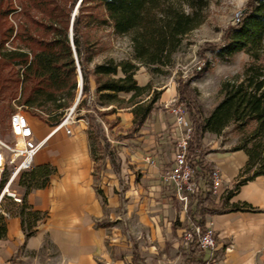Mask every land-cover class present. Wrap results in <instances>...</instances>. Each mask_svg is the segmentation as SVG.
I'll use <instances>...</instances> for the list:
<instances>
[{"label":"trees","instance_id":"1","mask_svg":"<svg viewBox=\"0 0 264 264\" xmlns=\"http://www.w3.org/2000/svg\"><path fill=\"white\" fill-rule=\"evenodd\" d=\"M78 2V13L71 21V12ZM210 3L211 0H25L21 3L23 20L17 33L14 26L1 33V100L9 105L17 100L19 105L55 128L75 102L81 76L84 98L78 111L89 110L81 118L88 121L92 156L97 161L100 159L97 154L103 151L115 167L111 143L103 129L104 118L115 114L117 109L129 108L134 116L132 132H138L146 124L158 97L152 96L150 83L139 85L137 72L141 66L150 74L170 67L184 39L206 22ZM15 11L13 0H0V22ZM32 11L40 14V18L32 15ZM94 28L110 29L118 37H129L130 57L120 61L109 58L90 69L98 51L86 31ZM12 38L19 44L7 49L5 45ZM208 47L219 62L232 63L242 52L251 62L244 67L241 76L222 83L221 101L207 115L193 99L181 98L189 81L184 87L178 86V102L184 105L192 129L186 155L196 191L188 195V231L196 227L205 230L206 215L253 210L246 203L224 204L241 186L264 176V0H249L239 22L226 29L223 43ZM91 77L95 83L94 98ZM120 94L132 96L126 100ZM229 127L240 136L233 150H243L248 161L234 188L223 199L224 204L217 205L212 193L214 168L205 157L210 150L202 142L206 134L219 137ZM54 173L55 168L44 165L21 176L25 193L15 215L21 219L26 238L33 236L35 227L45 217L29 208L26 196L47 187ZM6 236V219L0 215V240ZM185 245L186 264H201L205 255L198 239L194 237Z\"/></svg>","mask_w":264,"mask_h":264},{"label":"crops","instance_id":"2","mask_svg":"<svg viewBox=\"0 0 264 264\" xmlns=\"http://www.w3.org/2000/svg\"><path fill=\"white\" fill-rule=\"evenodd\" d=\"M94 91L92 81L93 98ZM178 97L176 83L164 86L160 102L138 132H132L131 109L112 114L120 118L112 130L130 131V140H125L130 143L120 136L110 140L120 149L113 153L115 167L107 155L93 158L86 119L69 126L70 134L64 127L56 130L40 122L47 132L39 137L34 127L37 140L49 136L35 167L51 165L55 173L47 187L26 196V203L45 217L29 238L20 217L6 220L0 264H186L188 206L161 178L175 165L180 131L169 107ZM202 143L210 150L206 160L221 177L215 203L224 204L248 156L223 146L215 135L206 134ZM244 203L253 210L205 216L206 228L216 232L220 264H264V176L241 186L224 205Z\"/></svg>","mask_w":264,"mask_h":264},{"label":"rangeland","instance_id":"3","mask_svg":"<svg viewBox=\"0 0 264 264\" xmlns=\"http://www.w3.org/2000/svg\"><path fill=\"white\" fill-rule=\"evenodd\" d=\"M23 1L25 0H13V7L14 9H16V11L9 14L6 19L1 20L0 40L3 38V34L1 33H5V31H7L11 26H14L15 34L17 33L19 24L23 20V7L21 5ZM248 1L249 0H211L207 12L206 22L198 29L191 32L184 39L183 44L179 51L175 54L173 58V64L170 67H163L161 68V72L155 74H150L148 69L144 66L140 67L139 71L136 74V79L140 86V82L142 83L143 81L147 80V84H151L152 96L158 97V101L156 102L155 107L160 102L164 86H169L171 83H176L177 88L179 85H182V87H184L185 83L189 81V86L186 89L183 88L185 90V93L182 94L181 98L193 99L202 108L205 115L213 111V109L217 106L222 98L220 95V88L222 83L226 80H231L234 77L241 76L244 67L248 63H250L251 60L247 54L242 52L235 56L232 63L227 64L219 62L217 59H215L214 54L208 50V45L219 46L223 43V35L226 29L237 24L235 21L236 15L238 13L242 14V11ZM78 5L79 2L71 12V21L78 13ZM31 14L37 18H40V14L36 13L35 11H32ZM69 31H71V29ZM86 33L91 43H95V47L98 51L94 63L89 66L90 69L93 67V65L102 63L106 59L114 58L117 61H120L129 58L132 53L130 39L127 36L118 37L114 35L110 29L103 28H94L89 30L88 32L86 31ZM18 44L19 41H13L12 38L5 45V47L7 49H12L13 47H17ZM90 80L91 83L92 81L94 82L92 77L90 78ZM81 82L82 79L80 78L79 85L81 84ZM131 96L132 94H120V97L126 100L130 99ZM83 98L84 96L82 94L81 99ZM147 99L148 98H146V100ZM18 107H21L22 112L30 118L32 125L35 127V129H37L38 136L40 137L45 135L47 130L41 125L42 123H44L42 119L36 117L30 109L19 105L17 103V100H14L11 105H9L6 101H2L0 97L1 137L4 138L8 136L9 117L12 113L18 110ZM88 112L89 110L82 108L77 112L76 118L79 119L81 117H84ZM4 113L6 115H4ZM133 121L134 118L132 120V124ZM86 122L88 123V121ZM121 122L122 126L126 125V121L123 120ZM119 123L120 118L117 116V114L110 115L104 118L103 129L105 131L106 137L109 140L113 141L120 136L124 137L122 138L123 143H130L127 142L128 140H130V131L125 130L129 133L126 134L125 131L121 129L112 130ZM218 138L223 143V146L231 150L237 147L240 142V136L237 134L233 127L227 128ZM112 144L113 143H111V150L115 155H117V151L120 149H116L114 148V146L112 147ZM97 157L102 159L106 157V154L103 151H99ZM22 175L23 173H21L11 185V191L16 192L21 198L25 193V189L20 183ZM19 205L21 204H16L10 198L4 197L0 201V211L5 212L8 216H5L1 213L0 215L5 217V219L7 220L17 213Z\"/></svg>","mask_w":264,"mask_h":264},{"label":"built area","instance_id":"4","mask_svg":"<svg viewBox=\"0 0 264 264\" xmlns=\"http://www.w3.org/2000/svg\"><path fill=\"white\" fill-rule=\"evenodd\" d=\"M241 13L236 15V23L241 18ZM82 97V86H78V96L76 102L66 110L62 122L55 128H66L68 134L71 133L69 126L74 125L78 119V105ZM175 117V127L180 131L175 147V165L162 172V181L172 187L177 198L184 203L187 208L189 204V194L196 191L192 183V169L187 160L188 141L192 129L187 119L185 107L183 104L174 100L169 107ZM9 133L7 137H1L0 134V201L8 197L16 204H22V198L11 191V185L21 173L32 170L35 167V157L44 146L49 136L42 140H37L34 126L30 118L24 114L21 107L9 117ZM5 182V183H4ZM221 184L219 172L214 170L212 174V193L215 195ZM1 214L8 216L5 212ZM196 237L199 248L204 253L205 258L201 264H220L216 255L217 242L216 232L212 228L202 230L200 227L192 231L186 230L183 235L184 242H190Z\"/></svg>","mask_w":264,"mask_h":264},{"label":"water","instance_id":"5","mask_svg":"<svg viewBox=\"0 0 264 264\" xmlns=\"http://www.w3.org/2000/svg\"><path fill=\"white\" fill-rule=\"evenodd\" d=\"M80 78H81V76H80ZM82 79V78H81Z\"/></svg>","mask_w":264,"mask_h":264}]
</instances>
